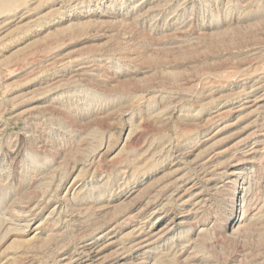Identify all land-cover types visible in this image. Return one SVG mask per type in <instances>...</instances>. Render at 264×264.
Listing matches in <instances>:
<instances>
[{"label":"rangeland","instance_id":"obj_1","mask_svg":"<svg viewBox=\"0 0 264 264\" xmlns=\"http://www.w3.org/2000/svg\"><path fill=\"white\" fill-rule=\"evenodd\" d=\"M10 1L0 264H264V0Z\"/></svg>","mask_w":264,"mask_h":264},{"label":"bare ground","instance_id":"obj_2","mask_svg":"<svg viewBox=\"0 0 264 264\" xmlns=\"http://www.w3.org/2000/svg\"><path fill=\"white\" fill-rule=\"evenodd\" d=\"M1 1L5 4L6 2L8 3L10 0H1ZM2 2H1V3H2ZM10 2H11V1H10Z\"/></svg>","mask_w":264,"mask_h":264}]
</instances>
